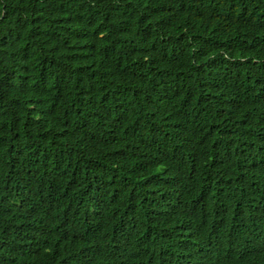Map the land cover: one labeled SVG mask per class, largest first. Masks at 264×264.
Wrapping results in <instances>:
<instances>
[{
    "label": "trees",
    "instance_id": "1",
    "mask_svg": "<svg viewBox=\"0 0 264 264\" xmlns=\"http://www.w3.org/2000/svg\"><path fill=\"white\" fill-rule=\"evenodd\" d=\"M0 264H264V0H0Z\"/></svg>",
    "mask_w": 264,
    "mask_h": 264
}]
</instances>
